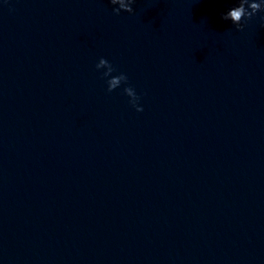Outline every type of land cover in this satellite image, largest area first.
<instances>
[{"label":"clouds","instance_id":"1","mask_svg":"<svg viewBox=\"0 0 264 264\" xmlns=\"http://www.w3.org/2000/svg\"><path fill=\"white\" fill-rule=\"evenodd\" d=\"M136 0H110L112 5H117L118 7L113 8V13L119 15L121 11L133 13V4ZM247 5V7H246ZM258 12H264V0H239L238 6L230 8L226 13L222 14V19L225 21L230 20L233 25L240 31L243 30L244 24L241 22L243 20L252 19ZM261 20L264 21V16H261ZM97 69H106L103 72L104 77H109L107 79V91L112 92L116 88L120 87L122 83H127L128 77L121 73L119 75L113 76L112 73L115 71L113 66L104 58H100L99 62L96 64ZM124 93L130 98V104L136 108L137 111H142L143 109L138 106L139 97L137 96L133 87H125Z\"/></svg>","mask_w":264,"mask_h":264}]
</instances>
